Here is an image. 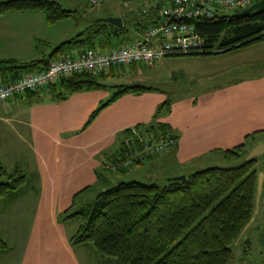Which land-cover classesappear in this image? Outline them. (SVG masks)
<instances>
[{
	"label": "trees",
	"instance_id": "16d2710c",
	"mask_svg": "<svg viewBox=\"0 0 264 264\" xmlns=\"http://www.w3.org/2000/svg\"><path fill=\"white\" fill-rule=\"evenodd\" d=\"M161 4L156 8L142 4L136 12L128 13V20L121 18V26L107 23H89L75 36L58 43L47 57L26 62L0 59V81L11 82L25 72L40 71L50 61L66 55L71 50L111 49L130 43L147 28L156 23ZM143 7V8H142ZM18 12H40L47 25L73 17L77 11L64 9L52 0H0V15ZM134 12V13H133ZM112 16V15H111ZM108 17V16H103ZM196 33L203 39L202 53L209 55L249 46L264 37V11L243 17L195 22ZM106 76L77 73L62 78L46 88L26 92L24 96L49 92L52 99L64 100L69 94L103 89ZM154 91L140 85H116L111 97L100 104L88 117L85 127L109 103L128 93ZM157 107V112L169 111L167 103ZM136 134L167 135L177 140V135L165 124L150 122L135 126L116 135L115 144L107 155L103 154L96 172V183H110L112 176L123 175L128 170L116 172L104 167V161L124 155L137 144ZM241 145L222 151L224 159L239 157ZM174 148V146L172 147ZM155 155L149 159L158 158ZM148 160V159H147ZM145 162V161H144ZM142 162V163H144ZM253 160L229 168L206 167L183 173L184 180H123L96 193L92 200L76 207L74 194L71 205L58 219L61 222L81 220L70 237L71 245H90L96 255L109 264H231L232 245L251 219L255 189ZM25 175L21 170L7 171L0 163V200L20 190ZM96 185V184H95ZM105 185V186H106ZM88 187L83 191H87ZM7 245L0 239V252Z\"/></svg>",
	"mask_w": 264,
	"mask_h": 264
},
{
	"label": "crops",
	"instance_id": "0c3cea01",
	"mask_svg": "<svg viewBox=\"0 0 264 264\" xmlns=\"http://www.w3.org/2000/svg\"><path fill=\"white\" fill-rule=\"evenodd\" d=\"M35 13L0 15V59L21 62L42 59L50 53L46 54L45 48L51 51L56 40H60L61 36L54 35L50 30L55 26L47 25L44 17ZM108 93L101 89L81 91L56 101L49 92L44 91L35 96L14 98L0 105V163L6 169L4 161L11 155L10 152H14L8 143L14 136L27 146L39 172L35 183L30 186V193H26L25 188L1 201L3 210L10 204L34 203L32 216H29L33 221L30 223L32 226L27 229L29 240L43 231L39 230L42 228L40 225L46 224L47 220L56 227V214L70 207L74 194L80 192L76 198L78 200L83 190L95 183L103 154L109 153L115 144L116 135L123 130L146 126L154 121L165 124L177 135L172 151L146 160L137 166V170L132 168L123 173L130 178L128 180L151 181L164 175L190 173L192 167L188 166L195 161L194 156L227 148L226 137L212 132V128H222V117L216 113L222 102H226V94L214 93L207 98L198 93L182 96L176 102V105L182 104L180 112L174 113L175 108L172 107L168 112L160 110L157 114V107L163 101L160 94L153 91L126 94L104 107L85 127L89 115L107 101ZM192 102L211 103H202V107L194 108ZM252 110L249 116L253 114ZM207 112L213 116H210L212 121L205 130V124L202 121L198 123L196 115L200 114L201 118ZM5 131L12 136H6ZM69 135L77 136L69 138ZM63 149L69 152L63 153ZM196 166L193 167L195 170L203 168ZM27 244L28 250L35 246L28 240ZM61 247L66 251L65 258L68 255L74 264H81L78 254L72 249H82L85 245L70 247L69 243H61ZM59 261L61 259H56L53 264H65ZM100 261L101 264H109L102 259Z\"/></svg>",
	"mask_w": 264,
	"mask_h": 264
},
{
	"label": "rangeland",
	"instance_id": "374dc122",
	"mask_svg": "<svg viewBox=\"0 0 264 264\" xmlns=\"http://www.w3.org/2000/svg\"><path fill=\"white\" fill-rule=\"evenodd\" d=\"M52 1L59 3L64 9L77 11L73 17L63 19L50 29L54 35L61 36L60 40H56L53 47L57 45L58 41L61 42L75 36L93 18L112 15V17H121L127 21L126 15L128 13L136 12L142 4L146 5L145 2L139 0H103L102 3L95 6H91L87 0ZM227 12L233 13V11ZM35 14L39 17L42 15L40 12ZM45 49L46 54H48L50 50ZM103 75L106 77L101 82L105 88L101 90L109 92L107 100L115 91L116 85L151 87L154 89V93L162 96V102L168 104L169 111L172 107L175 108L174 113L182 110V104L176 105L182 96L197 93L206 98L214 93L227 95L224 98L226 102H222L216 113L222 117V128L214 129L213 126L211 127L213 133H221L222 138L226 137L227 148L214 150L210 154L207 153L198 157L194 156L195 161L188 166L192 167L189 172L195 171L193 168L195 165L203 168H229L248 160L255 162L253 166L255 189L251 219L232 245L233 259L231 264H264V37L249 46L222 53L167 56L155 61L152 65L138 63L122 66ZM139 92L143 91L137 93ZM162 102L160 105H163ZM192 103L194 108H200L202 103L210 104L211 102ZM252 108L253 114L249 116ZM196 116L198 123L202 121L205 124V130L208 129L212 121L210 116L213 115L207 112L201 118L200 114ZM5 134L12 136L8 131H5ZM75 136L77 135H69V138ZM241 144L242 147L237 159L227 160L223 158L222 151ZM8 145L14 148V152H10L11 155L4 161L6 170L11 171L14 168L21 170L25 179L20 191L26 188V193H30V186L35 183L37 173L39 174L30 151L24 143L19 142L14 136L9 140ZM172 149H168L167 152L172 151ZM62 152L68 153L69 151L63 149ZM11 165L13 166L11 167ZM134 169L137 170L139 167ZM107 177L111 180L110 184L119 179H130L125 175L112 176L107 174ZM112 180L114 181L112 182ZM108 186L100 185L95 181L88 187L87 191L81 193L76 207L92 200L97 192ZM1 201L0 239L7 245V250L0 252V264H53L56 259H61L60 263L74 264L68 255L65 258L66 251L61 247V243H69L70 237L78 229L81 220L61 222L58 216L62 212H58L54 220L57 224L56 227L51 224L50 220H47L46 224L40 225L42 228L39 230L43 231L29 240L27 229L32 226L30 223L33 221L29 216L30 214L32 216L34 203L10 204L6 210H3L4 204ZM27 209H29L28 212ZM42 233H45L44 236ZM27 240L35 243V246L30 248L31 250L27 249ZM69 246L72 247L73 245L69 243ZM72 251H76L81 264H101L99 257L90 245H85L82 249H72Z\"/></svg>",
	"mask_w": 264,
	"mask_h": 264
},
{
	"label": "built area",
	"instance_id": "2783aa9c",
	"mask_svg": "<svg viewBox=\"0 0 264 264\" xmlns=\"http://www.w3.org/2000/svg\"><path fill=\"white\" fill-rule=\"evenodd\" d=\"M91 6L103 0H87ZM156 8V23L145 28L130 43L111 49H80L50 61L40 71L25 72L17 79L0 81V105L26 92L40 90L77 73L106 74L132 64L152 65L167 56L198 54L204 51L203 39L196 33L195 22L214 20L227 11L244 9L258 0H139ZM137 144L124 155L104 161L110 171L127 169L136 163L162 155L175 145L172 136L136 134Z\"/></svg>",
	"mask_w": 264,
	"mask_h": 264
},
{
	"label": "water",
	"instance_id": "95a60500",
	"mask_svg": "<svg viewBox=\"0 0 264 264\" xmlns=\"http://www.w3.org/2000/svg\"><path fill=\"white\" fill-rule=\"evenodd\" d=\"M261 11H264V0H258L257 2L251 4L250 6L244 8V9H238V10L234 11L232 14H230V13L224 14L223 17L224 18L243 17V16H246L250 13L261 12ZM94 21L107 23V24L117 26V27L121 26V24H122L121 18L112 17V16L98 17ZM184 179H185V175H183V174L166 178L167 181H180V180H184Z\"/></svg>",
	"mask_w": 264,
	"mask_h": 264
}]
</instances>
